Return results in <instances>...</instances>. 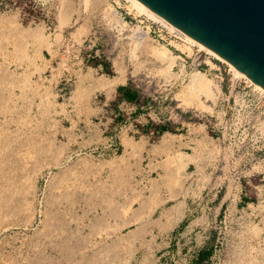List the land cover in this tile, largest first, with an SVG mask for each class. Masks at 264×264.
<instances>
[{
	"label": "rangeland",
	"instance_id": "374dc122",
	"mask_svg": "<svg viewBox=\"0 0 264 264\" xmlns=\"http://www.w3.org/2000/svg\"><path fill=\"white\" fill-rule=\"evenodd\" d=\"M199 52L128 0H0V264H264V92ZM196 178L207 235L162 215Z\"/></svg>",
	"mask_w": 264,
	"mask_h": 264
},
{
	"label": "water",
	"instance_id": "95a60500",
	"mask_svg": "<svg viewBox=\"0 0 264 264\" xmlns=\"http://www.w3.org/2000/svg\"><path fill=\"white\" fill-rule=\"evenodd\" d=\"M136 1L264 89V0Z\"/></svg>",
	"mask_w": 264,
	"mask_h": 264
},
{
	"label": "crops",
	"instance_id": "0c3cea01",
	"mask_svg": "<svg viewBox=\"0 0 264 264\" xmlns=\"http://www.w3.org/2000/svg\"><path fill=\"white\" fill-rule=\"evenodd\" d=\"M120 92L127 100L130 98H135L136 100V94L126 89L123 85L120 88ZM142 130H148L149 133L156 132L161 134V141H159L158 144L152 145L148 143L145 145V150L149 153L159 152L164 156H183L184 158H187L190 157L189 151H194V149H196L199 145L196 132L193 133V136L173 135L167 124L159 125L157 123L150 122L146 126L143 125ZM127 140L130 144L134 141V138L129 137ZM119 144L122 148L123 145L121 143ZM115 146H117V143ZM116 149L119 150L120 148L118 147ZM193 164L194 163H189L188 168ZM213 189L214 185L210 187V185L204 183L201 178L194 179V182L190 185V194L188 190L181 192V196L178 201L168 210H165L162 215H166L165 219L167 220H172L175 216L182 215L183 220H186V222L189 221L188 226L184 229L190 227V231L195 236L202 234L207 235L208 227L206 226V223L214 219L217 215H221L222 210L227 203L224 198L218 195V190L215 196L210 198L208 190ZM167 203L169 204L170 202ZM200 251L203 252L206 250L205 248H201Z\"/></svg>",
	"mask_w": 264,
	"mask_h": 264
},
{
	"label": "bare ground",
	"instance_id": "6f19581e",
	"mask_svg": "<svg viewBox=\"0 0 264 264\" xmlns=\"http://www.w3.org/2000/svg\"><path fill=\"white\" fill-rule=\"evenodd\" d=\"M130 1L133 6L137 9V11H139V13H143L146 14L149 18H152L155 21H158L160 23H162L164 26H166L167 28L171 29L172 31L180 34L184 40L186 42H191L194 43L195 45H197L199 47V54H203L205 55V61H207V56H213L217 59L222 60L223 62H226L227 64H229L226 60H224L223 58H221L218 54L212 52L210 49H208L207 47H205L204 45H202L201 43L197 42L196 40H194L193 38L183 34L182 32H180L179 30H177L176 28H174L173 26H171L169 23H167L165 20H163L162 18H160L159 16L153 14L152 12H150L147 8H145L143 5H141L140 3H138L136 0H128ZM117 24V23H116ZM139 38H145L143 35H140ZM161 53V52H160ZM163 54V53H162ZM198 54V55H199ZM163 60L168 63V67L171 69L175 66V58L171 59L169 57H163ZM232 69L240 76H242L243 78L247 79L248 81H250L254 86L256 85L258 89H260L262 92H264V89L261 88L260 86H258L257 84H255L252 80H250L245 74H243L240 70H238L236 67H234L233 65L229 64ZM237 76V75H235ZM238 77V76H237ZM236 77V78H237ZM123 80H115L113 83H111L109 86H107L106 88L108 89H114L119 83H122ZM210 97L211 99L214 96V91H213V87H210Z\"/></svg>",
	"mask_w": 264,
	"mask_h": 264
},
{
	"label": "trees",
	"instance_id": "16d2710c",
	"mask_svg": "<svg viewBox=\"0 0 264 264\" xmlns=\"http://www.w3.org/2000/svg\"><path fill=\"white\" fill-rule=\"evenodd\" d=\"M208 255H210V252H209V253H207V251L200 252L198 260H199V261H202V260H204L205 258H207Z\"/></svg>",
	"mask_w": 264,
	"mask_h": 264
}]
</instances>
